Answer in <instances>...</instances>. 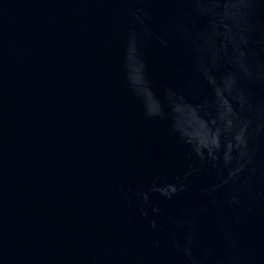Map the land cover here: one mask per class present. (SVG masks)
I'll return each instance as SVG.
<instances>
[{
  "label": "water",
  "instance_id": "95a60500",
  "mask_svg": "<svg viewBox=\"0 0 264 264\" xmlns=\"http://www.w3.org/2000/svg\"><path fill=\"white\" fill-rule=\"evenodd\" d=\"M0 264H264V0H0Z\"/></svg>",
  "mask_w": 264,
  "mask_h": 264
}]
</instances>
